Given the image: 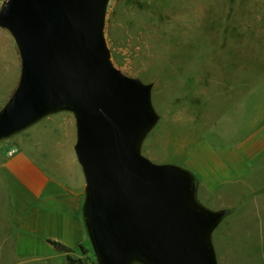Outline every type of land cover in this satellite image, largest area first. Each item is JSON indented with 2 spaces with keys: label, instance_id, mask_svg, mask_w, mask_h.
<instances>
[{
  "label": "water",
  "instance_id": "1",
  "mask_svg": "<svg viewBox=\"0 0 264 264\" xmlns=\"http://www.w3.org/2000/svg\"><path fill=\"white\" fill-rule=\"evenodd\" d=\"M3 1L0 27L17 43L21 75L0 112V140L50 114H74L98 264H218L211 235L227 212L197 202L191 173L141 154L159 116L152 85L111 60L109 0Z\"/></svg>",
  "mask_w": 264,
  "mask_h": 264
},
{
  "label": "rangeland",
  "instance_id": "2",
  "mask_svg": "<svg viewBox=\"0 0 264 264\" xmlns=\"http://www.w3.org/2000/svg\"><path fill=\"white\" fill-rule=\"evenodd\" d=\"M4 30L0 112L21 75ZM104 33L115 67L152 85L159 120L141 144L152 162L182 167L203 141L234 146L264 124V0H109ZM196 200L227 212L211 235L218 264H264V159L215 190L197 180ZM88 252L80 260L98 264Z\"/></svg>",
  "mask_w": 264,
  "mask_h": 264
},
{
  "label": "crops",
  "instance_id": "3",
  "mask_svg": "<svg viewBox=\"0 0 264 264\" xmlns=\"http://www.w3.org/2000/svg\"><path fill=\"white\" fill-rule=\"evenodd\" d=\"M3 44L11 50L16 73L19 50L6 29ZM76 142L70 111L50 114L0 140V264H70L69 256L90 255L83 216L86 182ZM192 150L180 168L205 189L241 181L252 177L264 159V124L234 146L215 149L203 141ZM50 241L72 252H60Z\"/></svg>",
  "mask_w": 264,
  "mask_h": 264
},
{
  "label": "trees",
  "instance_id": "4",
  "mask_svg": "<svg viewBox=\"0 0 264 264\" xmlns=\"http://www.w3.org/2000/svg\"><path fill=\"white\" fill-rule=\"evenodd\" d=\"M50 243L60 252H65V253H67L69 255L72 252L71 249H69L68 247L64 246L61 243L53 242V241H50ZM69 263L70 264H87L83 260H74L71 256H69Z\"/></svg>",
  "mask_w": 264,
  "mask_h": 264
},
{
  "label": "bare ground",
  "instance_id": "5",
  "mask_svg": "<svg viewBox=\"0 0 264 264\" xmlns=\"http://www.w3.org/2000/svg\"><path fill=\"white\" fill-rule=\"evenodd\" d=\"M154 59H157V55H155V57H153ZM153 62H155V61H153Z\"/></svg>",
  "mask_w": 264,
  "mask_h": 264
}]
</instances>
